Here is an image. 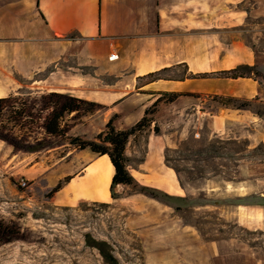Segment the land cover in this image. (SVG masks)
<instances>
[{"label": "rangeland", "instance_id": "1", "mask_svg": "<svg viewBox=\"0 0 264 264\" xmlns=\"http://www.w3.org/2000/svg\"><path fill=\"white\" fill-rule=\"evenodd\" d=\"M251 27H264V18L250 21L245 29ZM259 36L255 40L249 32L243 37L263 55L256 66L264 88V34ZM77 70L94 74L90 66ZM183 73L184 68H176L163 76ZM102 78L107 84L116 80ZM45 94L21 90L13 95L17 103L25 102L30 111L44 116L48 110L40 101ZM188 94L183 96L187 105L195 103L211 114L197 120L190 107L181 121L167 114L169 106L160 108L152 125L160 133L151 131L139 140L165 136L171 144L165 163L185 191L164 201L125 194L117 200L110 195L106 201L59 203L58 193L49 196L59 181L55 169L81 151L57 139L52 149L27 152L45 138L38 120H30V129L0 122L6 136L0 139V264H105L97 249L86 244L87 235L106 241L120 264H264V93L247 100L250 106L245 110L221 106L213 94ZM121 111L117 128L133 126L138 111L128 105ZM106 112L104 108L93 115H67L62 125L68 136L91 139L113 116ZM217 113L245 117L214 133L211 115ZM182 127L191 131L182 136ZM142 160L130 164L136 168Z\"/></svg>", "mask_w": 264, "mask_h": 264}, {"label": "crops", "instance_id": "2", "mask_svg": "<svg viewBox=\"0 0 264 264\" xmlns=\"http://www.w3.org/2000/svg\"><path fill=\"white\" fill-rule=\"evenodd\" d=\"M263 18L264 0H0V99L21 90L59 93L103 105L107 116H120L128 105L138 111L134 124L161 92L254 100L264 93L254 79H162L140 86L137 79L181 64L192 74L259 65L263 55L243 36L250 32L259 40L264 27L245 28ZM89 66L93 75L77 70ZM105 75L116 80L107 84ZM193 104L180 97L167 114L181 121L190 107L197 120L211 114ZM211 117L213 132L220 133L229 121L245 116ZM190 131L178 130L182 136ZM164 137L149 135L136 145L131 140L130 163L143 160L136 168L129 164V170L140 184L181 196L185 190L165 163L171 144ZM55 172L56 180L73 177L58 193L59 203L110 198L114 169L107 156L84 150Z\"/></svg>", "mask_w": 264, "mask_h": 264}, {"label": "trees", "instance_id": "3", "mask_svg": "<svg viewBox=\"0 0 264 264\" xmlns=\"http://www.w3.org/2000/svg\"><path fill=\"white\" fill-rule=\"evenodd\" d=\"M74 36V35H73ZM176 68H184L183 75L179 77H164L165 73H170ZM254 79L259 81L262 78L256 65L250 66L241 64L235 68L210 73H188L187 65L181 64L170 68L149 73L137 79L138 85L149 84L162 79L184 81L186 79ZM137 85V88H138ZM189 96L188 93L180 92H161L159 98L145 111V115L140 121L127 129L117 128V122L120 119L118 114H114L106 123L103 131L93 136L91 139L81 136H68V130L62 125L65 116L71 114H81L82 116L93 115L96 112L106 108L95 102L75 98L65 94L48 93L41 97L40 104L45 110L46 115L40 112L33 113L27 103H17L13 94L6 98L0 99V122L7 120L13 128L30 129L28 123L31 119H36V125L42 128L45 138L37 141L27 149V152L37 153L43 150L54 148L58 142H66L78 151L89 150L98 157L107 156L114 169V175L110 185V194L112 200H117L128 195H144L151 199L164 201L173 197L167 193L153 187L140 184L130 173V159L126 154L128 143L132 140L135 144L145 134L153 131L155 134L160 133L157 125L152 128L155 123L154 116L159 112L160 108H164L174 103L178 98ZM213 99L221 106L236 110H245L250 106V102L236 97L214 96ZM16 105H12L11 103ZM257 115H261L259 111ZM32 124H35L33 121ZM0 139H6V136L0 132ZM73 177L67 176L58 181L51 189L49 196L52 197L59 193ZM122 191H118V190ZM86 244L99 252L105 264H120L118 258L114 255L111 246L106 241H95L90 235H87Z\"/></svg>", "mask_w": 264, "mask_h": 264}]
</instances>
